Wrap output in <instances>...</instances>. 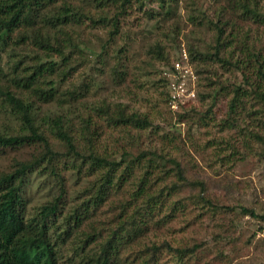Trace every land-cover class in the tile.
Returning <instances> with one entry per match:
<instances>
[{
  "label": "trees",
  "instance_id": "16d2710c",
  "mask_svg": "<svg viewBox=\"0 0 264 264\" xmlns=\"http://www.w3.org/2000/svg\"><path fill=\"white\" fill-rule=\"evenodd\" d=\"M156 1L166 14L171 13V0ZM223 1L216 0L214 16L207 21L213 30L210 49L192 50L190 55L202 63L242 71L246 86H233L229 111L234 113L248 103L257 106L252 114L264 130V0ZM129 6L130 0H0V99L16 120L9 133L0 131V151L35 142L43 145V152L0 173V264H155L164 245L181 257L197 247L140 243L168 201L171 212L181 207L174 198L181 188L198 186L194 198L209 208L235 209L204 196V183L189 180L174 157L154 151L131 156L123 149L118 159L106 149L97 150L101 133L96 118L106 120L109 128L148 124L145 117L128 112L121 104L112 109L92 102L82 115L71 104H79L86 91L66 90L65 111L41 112L39 103L57 97L58 81L70 82L77 71L71 58L82 52L74 42L78 34L74 36L69 28H104L112 40L119 31L120 15ZM240 22L255 24L261 36L250 39ZM158 57L163 58L160 49ZM250 134L264 141L259 131ZM49 135L65 139L66 159L52 148ZM168 163L173 165L170 176L159 169ZM34 172L52 175L58 184L57 193L30 215L24 194ZM167 176L175 181L164 183ZM127 184H133L127 189L128 197H118L110 205L114 214L100 218L104 207L118 192L126 191ZM240 212L264 220V214L252 208L241 206ZM171 215L163 214L161 219Z\"/></svg>",
  "mask_w": 264,
  "mask_h": 264
},
{
  "label": "rangeland",
  "instance_id": "374dc122",
  "mask_svg": "<svg viewBox=\"0 0 264 264\" xmlns=\"http://www.w3.org/2000/svg\"><path fill=\"white\" fill-rule=\"evenodd\" d=\"M170 2L172 11L166 14L156 0H130L112 40L104 28H69L74 36L78 34L74 42L82 52H75L71 58L77 71L70 82L58 81V95L53 101L38 102L41 112L65 111L66 90L86 91L80 99L83 105L71 104L79 107L82 115L87 114L92 102L108 104L112 109L121 104L128 112L145 117L148 124L144 128H109L106 120L96 118L101 133L97 150L106 149L118 159L123 149L131 156L154 151L174 157L189 180L204 183V196L217 205L235 208H209L194 198L200 191L198 186L181 188L174 196L181 207L171 212L168 201L155 215L158 222L150 224L140 243L197 247L181 257L164 245L156 254L155 264H264V220L240 212L244 206L264 214V141L250 134L259 131L264 136L260 120L252 114L257 106L248 103L230 112L233 86H246L242 71L220 63H202L190 55L192 50L205 52L213 44V30L207 21L214 16L216 0ZM239 24L250 39L261 36L255 24ZM159 49L163 52L161 59ZM178 60L190 69L185 75L188 91L172 102L170 81L178 80L172 74ZM11 127H16V120L0 99V131L9 133ZM49 140L66 159L65 139L49 135ZM41 152L43 145L37 142L1 149L0 173ZM172 168L168 163L159 169L170 176ZM63 171L66 176V167ZM168 176L164 183L175 181ZM57 184L52 175H29L24 194L27 214H34L41 203L56 194ZM131 186L127 184L126 191L114 195L99 217H111L114 212L110 205L118 197L127 198ZM166 213L172 215L161 219Z\"/></svg>",
  "mask_w": 264,
  "mask_h": 264
},
{
  "label": "built area",
  "instance_id": "2783aa9c",
  "mask_svg": "<svg viewBox=\"0 0 264 264\" xmlns=\"http://www.w3.org/2000/svg\"><path fill=\"white\" fill-rule=\"evenodd\" d=\"M174 71L172 72L173 76L177 77L178 80H171L170 81V93H171V101L180 100L181 97L185 94L187 90L185 85V75L190 73L189 67L184 68L183 63L175 61L174 63ZM188 91V90H187ZM192 93V92H191ZM193 96V93H192Z\"/></svg>",
  "mask_w": 264,
  "mask_h": 264
}]
</instances>
